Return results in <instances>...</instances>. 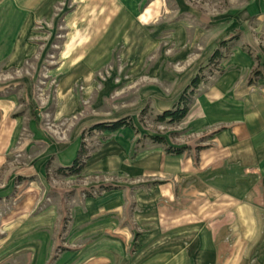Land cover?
I'll list each match as a JSON object with an SVG mask.
<instances>
[{"label": "rangeland", "instance_id": "rangeland-1", "mask_svg": "<svg viewBox=\"0 0 264 264\" xmlns=\"http://www.w3.org/2000/svg\"><path fill=\"white\" fill-rule=\"evenodd\" d=\"M125 1L132 17L95 36L76 20L86 0H0V53H24L0 55V264H264V160L241 154L259 137L242 108L264 94V78L249 86L264 0ZM198 74L184 119L156 123ZM125 117L138 134H82ZM82 145V171L60 174Z\"/></svg>", "mask_w": 264, "mask_h": 264}, {"label": "crops", "instance_id": "crops-1", "mask_svg": "<svg viewBox=\"0 0 264 264\" xmlns=\"http://www.w3.org/2000/svg\"><path fill=\"white\" fill-rule=\"evenodd\" d=\"M128 2H126L125 0H86V4L83 5L84 14H86V15L81 16V17H77L76 20L78 23H79V21H83L84 24H86L85 26H86L88 33H92L95 36L96 35L100 36L102 34V32H104V31L106 32V31L111 29L112 23H113V21L117 15H120V14L123 15L124 11L130 12V16L132 15L131 13H133L132 11H133L134 7H132L131 4ZM0 11H2V10H0ZM6 11H9L10 16L16 17V20L19 23L17 30L19 31L21 23H22L20 17L14 13H11L10 10H6ZM73 18H74L73 16H70L68 18V20L74 24H77L74 21H72V20H74ZM133 29H135L136 32L132 31ZM138 30H139V25L137 24V22H134V24H132L128 30L129 31V33H128L129 39L132 35L135 36V34L139 38ZM22 34H23V32H22ZM16 41L21 46L20 38L18 36H16ZM14 42H15L14 40L11 42L8 40L5 44L4 49H3L4 51L0 53V55H3L6 52H11L12 56L10 58V60H11L10 64L13 66H15L17 64V61H19V59H22L24 57V53L21 52L20 56L18 58H16L17 53H15L14 47L12 48V46L14 45ZM140 43H141V41L139 43L133 42L130 45L140 46L141 45ZM7 44L9 45V48H7ZM128 44H129V40H128ZM21 49L22 48L20 47V50ZM258 81H259V79L257 80L256 83H258ZM255 84H252V85L249 84V86H254ZM252 101H256V104H254V103L252 104ZM248 104L244 105V108H242V109H244V111H242V113H251V117L248 118L246 121L247 122L246 129H248L249 133H258L259 137H258V140L253 141L252 143L246 142L247 144H244L246 148L244 149V151H242L241 154H242V156H244L243 152H246L245 155L246 154L248 155V153H250L251 156L254 155L256 157H257V155H259L260 157H262L261 159L264 160V136H263L264 135V94L252 95V98L249 100ZM11 105H12L11 99L8 100L6 98L0 97V114L1 113H11V111H10ZM87 128H89V127H87ZM127 130H129V129H127ZM167 155H170V154H167ZM171 156H177V155H171ZM218 166L223 167L225 165L219 161ZM226 175H227V173L218 174L217 175L218 177L215 176L214 180H215V178H217V181H219V182L224 181V179L226 178ZM261 181H264V178H262ZM221 187H222V189L220 190V192L223 190V188H226V184L225 185L222 184ZM186 254H184L185 257L187 258L186 261H184L182 259V256H179V255H176L175 257H172L171 259H169L167 257L164 258L161 255L158 258V264H188L189 263L188 255L189 254H187V255ZM190 259L192 261H194L193 258H190Z\"/></svg>", "mask_w": 264, "mask_h": 264}, {"label": "trees", "instance_id": "trees-1", "mask_svg": "<svg viewBox=\"0 0 264 264\" xmlns=\"http://www.w3.org/2000/svg\"><path fill=\"white\" fill-rule=\"evenodd\" d=\"M221 58L222 55L219 53V51H215L210 57L209 61L210 63H216ZM253 59L254 61L257 62L259 61V58L257 56L253 57ZM252 74L254 75V77L250 78L249 80L250 85L255 84L258 79L264 78V74L261 73V71L253 70ZM204 80L205 79L199 77V74L196 75L190 81V83L184 90L183 94L180 96L179 100L175 103L173 108L171 110L156 114L154 116V121L158 124L177 125L188 114L189 109L193 104V100L198 92V88L203 83ZM143 114L144 113H140V115ZM120 129H129L132 132L138 134V129L130 117H125L115 122L98 123L92 125L89 128L85 129L82 134L91 136L101 132H115ZM149 139L153 144L163 147L164 151L167 154L178 156L185 151L184 148H174L167 146L164 139L161 137H149ZM88 157H89V153L87 149L82 145L72 165L69 167L61 168L59 173L64 176L78 175L82 171L84 167V162Z\"/></svg>", "mask_w": 264, "mask_h": 264}]
</instances>
